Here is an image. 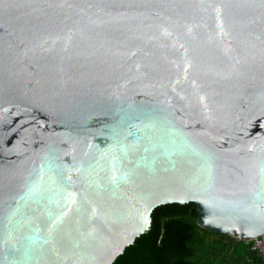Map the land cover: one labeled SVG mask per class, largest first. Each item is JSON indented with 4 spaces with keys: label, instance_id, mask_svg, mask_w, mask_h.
Returning <instances> with one entry per match:
<instances>
[{
    "label": "water",
    "instance_id": "95a60500",
    "mask_svg": "<svg viewBox=\"0 0 264 264\" xmlns=\"http://www.w3.org/2000/svg\"><path fill=\"white\" fill-rule=\"evenodd\" d=\"M188 203L264 234V0H0V264H113Z\"/></svg>",
    "mask_w": 264,
    "mask_h": 264
},
{
    "label": "trees",
    "instance_id": "16d2710c",
    "mask_svg": "<svg viewBox=\"0 0 264 264\" xmlns=\"http://www.w3.org/2000/svg\"><path fill=\"white\" fill-rule=\"evenodd\" d=\"M193 204H168L151 213L149 230L113 264H261L251 241L198 226Z\"/></svg>",
    "mask_w": 264,
    "mask_h": 264
},
{
    "label": "built area",
    "instance_id": "2783aa9c",
    "mask_svg": "<svg viewBox=\"0 0 264 264\" xmlns=\"http://www.w3.org/2000/svg\"><path fill=\"white\" fill-rule=\"evenodd\" d=\"M251 241V249L256 251L261 257V264H264V234L253 238Z\"/></svg>",
    "mask_w": 264,
    "mask_h": 264
}]
</instances>
